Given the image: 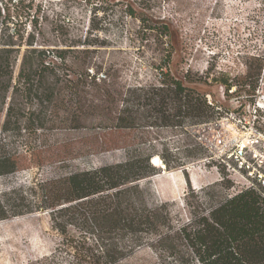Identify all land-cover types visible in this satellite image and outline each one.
Masks as SVG:
<instances>
[{
    "label": "trees",
    "instance_id": "16d2710c",
    "mask_svg": "<svg viewBox=\"0 0 264 264\" xmlns=\"http://www.w3.org/2000/svg\"><path fill=\"white\" fill-rule=\"evenodd\" d=\"M12 2L19 4L21 0H0V176L43 166L48 148L44 133L50 129H106L104 139L97 138L82 150L91 154L129 149L123 143L101 149L108 142L106 135L193 127L220 117L219 107L189 86L206 82L209 73L194 78L186 71L179 78L171 72L174 47L166 23L151 21L146 25L162 45L166 44L159 62L151 63L158 71L155 82L123 85L116 72H111L112 67L101 72L103 66L95 64L91 70L88 56L80 59L74 55L75 65L66 63L68 53L85 54L105 47L106 42L97 36L105 27L91 26L93 37L64 49L37 47L33 37L24 39L16 29H9ZM121 3L118 0L113 5ZM121 9L136 18L128 2ZM145 18L138 17L144 26L148 22ZM78 46L85 49L74 48ZM244 63L245 72L234 79L239 76L242 87L253 93L264 73V49ZM211 80L220 84L224 93L236 86L225 76ZM249 105H253L252 100ZM131 147L125 160L69 170L26 189L2 191L0 221L46 212L63 236L55 251L72 253L75 264H119L142 247L155 254L156 264H264V184L252 183L230 193V181L222 178L198 192L188 188L183 200L188 215L182 220L173 216L167 202L146 203L136 184L159 173L160 168L151 163L155 155L165 170L184 172L185 161L167 148L157 153L150 142ZM79 151H74L73 159ZM203 154L204 147L198 142L187 157L198 159ZM54 159L51 162L59 165L68 161L62 155ZM216 188L223 192L214 198ZM132 195L138 200L132 202ZM68 225L79 229L78 239L67 235Z\"/></svg>",
    "mask_w": 264,
    "mask_h": 264
},
{
    "label": "rangeland",
    "instance_id": "374dc122",
    "mask_svg": "<svg viewBox=\"0 0 264 264\" xmlns=\"http://www.w3.org/2000/svg\"><path fill=\"white\" fill-rule=\"evenodd\" d=\"M116 1L12 2L8 26L10 30L16 29L21 33L24 39L33 37L37 47L48 49H64L66 45L93 37L90 35L91 26L105 27L97 32L99 39L106 42L105 47L85 54L68 53L66 63L75 65L72 59L74 55L80 59L88 56L92 63L91 70L95 64L103 66L101 72L112 67L111 72H116L121 84L132 85L155 82L158 71L151 63L159 62L161 50L166 44L162 45L156 33L148 30L146 25H150L151 21L166 23L170 30L169 41L174 47L171 72L179 78L186 71L194 78L209 73L206 82L189 86L215 103L219 107L220 117L211 123L193 127L124 130L119 136L106 135L108 142L101 145V149L112 147L114 143H123L129 149L96 150L91 154L82 150L97 138L104 139L108 132L106 129H50L44 133L48 145L44 165L0 176V193L13 187L26 189L33 183L69 170L125 160L132 152V145H142L144 142L154 145L157 153L167 148L174 157L185 161L184 172L182 169L165 170L157 157L158 165L154 166L160 168L159 173L136 184L146 203H169L175 218H187L183 200L189 189L198 192L219 183L222 178L230 181V193L252 183L262 186L264 73L253 93L247 87H242L243 81L238 79L239 76L235 79L234 76H242L246 59L264 49V0H121L123 3L113 5ZM126 2L133 7L136 18L126 15L121 9ZM142 15L148 19L145 26L138 20ZM76 45H80V42ZM74 48L85 49L84 46ZM20 57L16 61L14 77ZM222 76L233 80L236 85L228 93H224V88L211 80ZM90 94H87L89 100ZM251 100L253 105H249ZM198 142L204 147V154L198 159L187 157L188 151ZM75 150L79 152L73 159ZM55 155H62L68 161L61 165L54 164L51 159L55 161ZM62 165L64 167L60 168ZM217 192L214 198L223 189L216 188L214 193ZM136 200L138 198L132 195L131 201ZM67 235L78 239L80 231L76 226L68 225ZM62 238L46 212L0 221V264H75L72 253L55 251ZM156 263L155 254L148 247H142L119 264Z\"/></svg>",
    "mask_w": 264,
    "mask_h": 264
},
{
    "label": "bare ground",
    "instance_id": "6f19581e",
    "mask_svg": "<svg viewBox=\"0 0 264 264\" xmlns=\"http://www.w3.org/2000/svg\"><path fill=\"white\" fill-rule=\"evenodd\" d=\"M152 159H153V162H151V163H152V164H155V165H158V164L156 163V161H157V157L154 156V157H152Z\"/></svg>",
    "mask_w": 264,
    "mask_h": 264
},
{
    "label": "built area",
    "instance_id": "2783aa9c",
    "mask_svg": "<svg viewBox=\"0 0 264 264\" xmlns=\"http://www.w3.org/2000/svg\"><path fill=\"white\" fill-rule=\"evenodd\" d=\"M208 100V99H207ZM208 102H210L209 100H208Z\"/></svg>",
    "mask_w": 264,
    "mask_h": 264
},
{
    "label": "water",
    "instance_id": "95a60500",
    "mask_svg": "<svg viewBox=\"0 0 264 264\" xmlns=\"http://www.w3.org/2000/svg\"><path fill=\"white\" fill-rule=\"evenodd\" d=\"M151 162H153V160H151Z\"/></svg>",
    "mask_w": 264,
    "mask_h": 264
}]
</instances>
